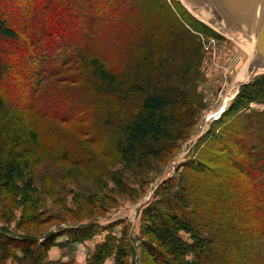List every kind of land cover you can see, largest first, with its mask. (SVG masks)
<instances>
[{
	"label": "trees",
	"instance_id": "obj_1",
	"mask_svg": "<svg viewBox=\"0 0 264 264\" xmlns=\"http://www.w3.org/2000/svg\"><path fill=\"white\" fill-rule=\"evenodd\" d=\"M177 4L184 9L180 2ZM137 15L142 20H134V17H139ZM156 15L158 19L153 22ZM193 21L192 26L184 23L166 0H88V4L82 5L73 0H0V56L9 55L17 44L16 52L0 59V149L6 157L3 163L0 161V190L15 198L20 196L22 205L35 201L33 196L38 193L27 165L24 170L14 166L17 159L14 149L25 147L28 136L25 131L29 125L21 127L25 132L23 138L17 129L8 126L9 122L22 123L23 119L10 112L15 109L25 116V112L32 111L40 120H55L60 130L78 119L87 123L95 116L93 109L90 110L93 103L83 91L87 85L99 95L106 107L98 114V119L101 126L108 128L119 117L115 105L122 102L118 96H135L133 87L127 90V83L133 85L136 80L145 83L144 92L138 96L137 109L130 118L117 121L121 136L115 139L116 146L127 165L138 160L144 164L146 157L159 156L161 146L177 140L178 128L190 112L191 81L194 77L200 78L199 65L203 56L202 43L196 31L199 28L205 34L218 36L206 24L197 19ZM42 42L51 45L52 54L38 49ZM138 43L142 44L140 48L144 51L140 61L133 58ZM94 53L97 55L90 59ZM20 56L26 58L24 67L20 64ZM89 69H94V73ZM138 71L142 74L141 79L136 78ZM4 77L9 85L3 83ZM262 79V85L257 82L241 89L238 102L232 108V111L236 110L232 113H236L243 103L247 105L264 97V77ZM50 83L61 84L65 90L73 91L76 97L71 94L50 95ZM74 83H80L77 90L70 88ZM253 87L254 93L251 92ZM26 90L30 92L23 99L19 91L26 93ZM13 97L18 101L17 106L11 101ZM230 112L231 109L225 113ZM263 116L264 112L240 114V122H234L242 124L243 134L250 131L234 140L236 150L240 143L247 145L245 162L236 169L250 178L255 198V203L248 205L249 214L245 216L244 223L238 218L232 221L235 227L244 226L243 236L247 238V245L243 248L246 250L251 238L264 242V136L263 130L258 128L264 125ZM107 117L111 120L104 123L101 119ZM85 133L90 134L88 131ZM34 136L36 134L32 133L31 138ZM181 137L180 134L178 138ZM215 139L212 138L211 143L214 144ZM155 146L160 148L157 150ZM192 163L190 169L199 178L212 172L201 162ZM222 180L223 185L227 184V179ZM180 181L183 182L181 190L184 196H178V192L174 195L169 190L144 210L143 233L149 238V245L145 244L146 251L155 264H219L227 252L221 224L213 226L215 221L210 207H216L217 202L212 204L210 200L214 194L210 197L211 192L200 193L204 184L201 182V186L190 176H182ZM217 189L223 190V186L219 185ZM222 196L220 193L215 198L220 201ZM32 211L34 213L35 209ZM37 213L35 219L40 221ZM81 236L89 238L91 235ZM59 237L57 233L41 239L14 237L2 230L0 264H77L75 261L48 260L51 248L60 245L56 243ZM110 253L106 241L97 248L89 264H105ZM124 257L125 254L118 252V264H123Z\"/></svg>",
	"mask_w": 264,
	"mask_h": 264
},
{
	"label": "rangeland",
	"instance_id": "obj_2",
	"mask_svg": "<svg viewBox=\"0 0 264 264\" xmlns=\"http://www.w3.org/2000/svg\"><path fill=\"white\" fill-rule=\"evenodd\" d=\"M73 1L78 5L88 4V0ZM166 2L187 25L192 26L195 23L193 20L197 19L212 26L194 13L192 1ZM179 2L184 9L177 4ZM186 12L192 15L191 18ZM157 19L156 15L152 21L156 22ZM134 20L142 18L134 17ZM209 25L207 26L210 27ZM196 32L202 43L203 56L199 65L200 78L194 77L191 81V95L188 100L190 112L178 128L177 140L161 148L155 146V149L161 150L157 157L144 151L145 155L150 156L146 157L144 164L138 160L133 164L128 162L127 165L122 160L115 140L121 136L117 121L130 118V114L139 106L138 96L144 92L143 88H146V84L139 83L138 80L133 85L131 82L127 83V90L134 88L133 98H126L124 94L118 96L122 102L115 105L119 117L108 128L101 126L98 119V114L106 107L89 85L83 91L93 103L90 110L93 109L95 116L87 123L78 119L69 122L64 130H60L55 120H40L32 111L25 112V116L15 109L10 112L23 120L22 123L9 122L8 126L17 129L22 137L25 132L28 135L25 138V147L17 146L14 149L17 158L14 166L24 170L27 165V171L31 172L38 193L33 196L35 201L22 205L20 196L15 198L0 190V231L4 230L14 237L32 236L37 239L57 233L60 237L56 243L60 245L51 248L48 260L52 261L89 264L97 248L107 241L111 253L105 264H118V252L125 254L123 264H155L146 251L145 244L149 245V238L143 233L144 210L169 190H172L174 195L178 192V196H184L180 178L187 175L191 180H197L200 185L202 182L204 186L201 185L199 192H211L210 197L214 195L210 202H217L216 207H210L215 221L213 226L221 224V234L226 240L224 249L227 252L226 256L220 258L219 264H264V242L251 238L249 249H244L247 245V238L243 236L244 226L238 228L232 222L234 218H238L243 224L245 216L249 214L248 205L255 203L250 178L236 169V166L245 162L247 145L240 143L237 150L234 147L237 146L234 140H239L250 131L243 134L242 124L234 122H240V114L264 112V97H259L260 99L247 105L243 103L236 113H232L236 110L235 108L232 111V108L238 102L237 97L243 87L257 82L262 85L264 72H259L246 84V67L252 56V45L243 41L240 36L221 31H215L218 36L205 34L199 28ZM140 45L142 46L138 43L133 51L136 61H140L141 55L144 54ZM50 47V44L42 42L38 49L52 54L53 48ZM13 48L16 52L17 44ZM14 51L11 48V53ZM11 53L0 56V59L9 57ZM96 55L97 53H94L89 58ZM20 57L22 60L19 63L24 67L26 58ZM89 71L94 73V69ZM139 71L136 78L141 79L142 74ZM92 76L95 78V75ZM6 80L7 78L3 83L9 85ZM86 80H90V77H86ZM118 80H121V77L118 76ZM79 84L74 83L70 88L77 90ZM254 89L255 87L251 92L254 93ZM23 92L25 91H19L24 99L25 95L28 97L30 90ZM48 92L50 95L71 94L76 97L73 91L65 90L61 84L50 83ZM15 98H11V101L17 106L18 101ZM25 103H28V100ZM120 106H123V109ZM230 109V114L226 115L225 112ZM101 120L108 123L111 119L107 117ZM23 124L29 125L25 132L21 128ZM258 128L263 130L264 136V125ZM32 133L36 134L34 138H31ZM180 134L182 137L179 139ZM212 138H216L214 144L211 143ZM5 159L1 148V163ZM192 162H201L212 172L207 177L200 175L199 178L198 174L190 169ZM223 178L227 179V184L223 185ZM219 185L223 186V190L217 189ZM220 193L223 198L219 201L215 196ZM32 208L35 209V214ZM202 210L205 212V208ZM36 213L40 215V221L35 219ZM83 234L91 236L84 238L81 236ZM182 235L188 239L187 235Z\"/></svg>",
	"mask_w": 264,
	"mask_h": 264
},
{
	"label": "water",
	"instance_id": "obj_3",
	"mask_svg": "<svg viewBox=\"0 0 264 264\" xmlns=\"http://www.w3.org/2000/svg\"><path fill=\"white\" fill-rule=\"evenodd\" d=\"M192 10L215 31L240 36L253 47L247 81L264 72V0H188ZM201 21V20H200Z\"/></svg>",
	"mask_w": 264,
	"mask_h": 264
}]
</instances>
